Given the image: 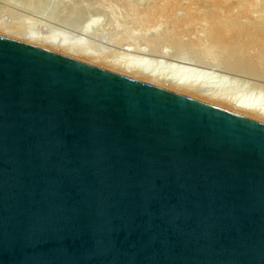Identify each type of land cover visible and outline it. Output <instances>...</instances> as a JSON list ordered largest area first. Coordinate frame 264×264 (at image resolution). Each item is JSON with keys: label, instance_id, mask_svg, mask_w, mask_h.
<instances>
[{"label": "water", "instance_id": "95a60500", "mask_svg": "<svg viewBox=\"0 0 264 264\" xmlns=\"http://www.w3.org/2000/svg\"><path fill=\"white\" fill-rule=\"evenodd\" d=\"M0 264H264V124L0 36Z\"/></svg>", "mask_w": 264, "mask_h": 264}, {"label": "rangeland", "instance_id": "374dc122", "mask_svg": "<svg viewBox=\"0 0 264 264\" xmlns=\"http://www.w3.org/2000/svg\"><path fill=\"white\" fill-rule=\"evenodd\" d=\"M37 1L36 4L29 5V8V6L27 7L26 5L28 1H26V3H21V0H15L14 2L13 0H0V24H2L3 27H9L17 18V22L19 19L23 22L24 19L25 22L23 23L19 21L21 25L25 26L24 28L27 29V31L33 30L31 34L34 33V35L36 34L35 36L39 38H55L58 36L66 38V41L74 40V42L81 44L83 48H86L90 52L92 48V53L95 51L94 54L96 53L95 55H98V57H107L106 59L113 63L116 62V64L125 67L137 65L146 71L155 72L161 78H169L174 81L190 79L195 82V85H199L205 90L215 93H225L227 98L233 102L254 104L257 109L264 110V71H261L263 69L253 70V68L247 66L246 58L249 53H244L242 56L243 58L238 62V58L235 54L239 49H234L235 51L233 50L230 52L231 50L229 48L226 50L225 48L221 49L215 47V40L205 31V22H201L202 25L199 22V24L189 26L188 35H184L180 40L182 41L180 44H170L167 43L170 41L166 39L167 37L159 40L154 36H151V39L154 41L150 42V40L142 36L147 33H154L153 28L150 27L151 25H148V28H142L141 23L138 22L134 27L135 31L132 30L130 33L127 31L128 27L125 25L105 28L103 26L106 24L104 19H107V17L104 15V13L106 14L104 11H107V8H109L105 3H102V6L100 4V7L99 4H96L98 5L96 7L92 4V2L100 3L96 0H86L88 3L84 1L85 5L83 3L79 4L80 2L76 3V8L78 7V9H80L76 15V11L72 13L70 9L66 8L65 10L64 6L58 9L60 4L61 6L64 2L67 4V2H69L68 0H46V3H43L46 4V6L44 5L46 8L49 5L47 10H44L46 8L43 7L42 3L38 4ZM54 1H59V4ZM78 1L82 2V0ZM32 2L34 3L35 1ZM50 2L52 7L49 4ZM29 3H31V0L27 4ZM22 4L25 5L22 6ZM40 5H42L43 9ZM79 6L82 8H79ZM97 7L101 10H97ZM236 9L235 7L232 8L231 12L235 13ZM254 9L255 8H250V12L247 13L248 20L250 21L259 18L257 12H259V10L262 11L257 8L255 12ZM90 11L95 15L89 17ZM108 12L109 11H107V13ZM259 13L261 16V12ZM85 14L88 16H85ZM23 15L27 17V20ZM102 16H105L103 17L104 19H102ZM250 17L252 18L250 19ZM227 18V21H232L230 16H227ZM102 20L104 21L103 25ZM166 21L167 19L163 22L162 27L165 25ZM164 28L166 27L164 26ZM142 29L146 30L143 31ZM140 33H142V36ZM176 33H178V31H170L167 36ZM140 36L142 38H140ZM58 37L55 39H60ZM147 44H149V46Z\"/></svg>", "mask_w": 264, "mask_h": 264}, {"label": "bare ground", "instance_id": "6f19581e", "mask_svg": "<svg viewBox=\"0 0 264 264\" xmlns=\"http://www.w3.org/2000/svg\"><path fill=\"white\" fill-rule=\"evenodd\" d=\"M14 1L15 0H13V2ZM26 1L30 2V0H25V1L21 0V3L22 2L26 3ZM32 1H35V2L33 3ZM36 1L37 0H31V3L29 4H27L28 3L27 2L26 3L27 7L29 5L36 4ZM68 1L69 2L71 1V2L70 3L67 2V4H65L64 2L62 6L60 4V7H58V9L63 8L64 6L65 10L66 8L70 9L72 10V13L73 11H76L75 12L76 15L80 9H78V7L76 8L77 5L75 4L80 2L79 4L83 3L85 5L84 1L86 2V0H82V2L78 0H68ZM96 1H99L100 3L92 2V4L95 7L98 6L96 4H99V7H100V4L102 6V3H105V5L109 7L107 8L108 9L107 11H109L108 13L107 11H104L106 12V14L104 13V15L107 17V19H104L103 17L105 16H102V19H104L106 23L103 25L104 21L102 20V25L105 28L111 27V26L119 27L121 25H125L128 27L127 31H129L130 33V31L132 30L135 31L134 27L136 24H138V22L141 23L142 28L144 27L148 28V25H151L150 27L153 28L154 33L152 32L147 33L144 36H142L141 35L142 33H140L142 37L146 38L147 40H150V42L154 41L153 39H151V36H154L155 38L159 40L164 37H167L166 39L170 40L167 43H170V44H175V43L180 44L182 42L180 40L184 37V35L186 36L188 35L189 26L199 24V22L200 23L205 22L206 23L205 31L207 32L208 35L210 34L212 38L215 40L214 41L215 47H218L221 49L225 48L226 50L229 48L231 50L230 52H232L234 49L235 50L239 49V51L235 54L238 58L237 59L238 62H240L239 60L243 58L242 56L244 55V53H249L248 57L246 58L247 66L250 68H253V70L263 69L261 71H264V0H241V1H236V0H96ZM37 2L38 4L42 3L43 7L44 5L46 6L45 4L46 0L44 1L38 0ZM55 3L59 4V1ZM49 4L51 5V2ZM52 4H53V1H52ZM23 5L25 4H22V6ZM42 5L40 6L42 7ZM81 6H79V8L83 7ZM234 7L237 8L235 13L231 12L232 11L231 9ZM47 8H49V5ZM47 8L44 10H47ZM250 8L261 9L262 11L259 10V12H261V16H260V13L257 12L259 14L258 15L259 18L254 19V16H253V19H254L253 21L248 20L247 13L250 12L249 11ZM97 10H101V9L97 7ZM91 13L92 11L89 12V17L95 15ZM15 15H18V14H15ZM86 15L87 14H85V16ZM227 16H230L232 21L230 22L227 21L228 20ZM251 18L252 17H250V19ZM17 19L16 21L14 20L12 22V25L9 27L8 26L3 27V25L0 24V35L3 37L11 38L15 41H18L24 44H28V45H31L37 48L47 50V51H52L55 54L59 53V55H62L68 58H73V60L76 59V61L88 64L91 66L98 65L99 67L98 66H95V67L108 70L111 72H115L118 75L125 76L127 78H130V79H133V80L145 83V84H149V85L167 90L175 94L185 96L187 98L193 99L203 104H207L209 106H213L215 108L225 110L230 113L237 114L244 118L264 124V110L257 109V107L254 106V104H243L240 102H233L227 98L225 93H215L212 91L205 90L201 86L195 85V82H193L190 79H185L183 81H174L169 78L167 79L161 78L155 72L146 71L144 69H141L137 65L125 67L120 64H116V62L113 63L112 61L107 60L106 59L107 57L106 58H100L101 56L98 57V55H95L96 53L94 54L95 51L92 53V48L90 52L86 48H83L81 44L74 42V40L66 41V38L58 37V36L56 37L60 39H55L56 37L55 38H49V37L39 38L38 36H35L36 34L35 35L34 33L31 34L33 30L30 31L28 29L29 31H27V29L24 28L25 26L21 25V23L25 22L24 19H23V22H21L20 19L17 22ZM25 19L27 20V17H25ZM166 19L167 21L164 25L166 28H164V26L162 27V25ZM6 27H8L9 29ZM142 30L144 31L146 29H142ZM174 30L178 31V33L167 36V34L170 31H174ZM141 36L140 38H142ZM149 44L147 45L149 46Z\"/></svg>", "mask_w": 264, "mask_h": 264}]
</instances>
